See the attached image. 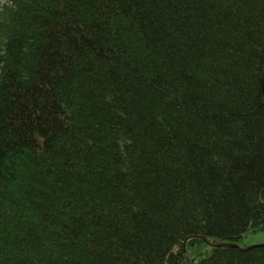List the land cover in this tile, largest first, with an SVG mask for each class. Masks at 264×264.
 Segmentation results:
<instances>
[{"label": "trees", "instance_id": "16d2710c", "mask_svg": "<svg viewBox=\"0 0 264 264\" xmlns=\"http://www.w3.org/2000/svg\"><path fill=\"white\" fill-rule=\"evenodd\" d=\"M261 232L264 0H0V264H264Z\"/></svg>", "mask_w": 264, "mask_h": 264}, {"label": "rangeland", "instance_id": "374dc122", "mask_svg": "<svg viewBox=\"0 0 264 264\" xmlns=\"http://www.w3.org/2000/svg\"><path fill=\"white\" fill-rule=\"evenodd\" d=\"M4 4V3H3ZM264 244V232L258 234H247L243 237L241 247L257 246ZM249 249V247H248Z\"/></svg>", "mask_w": 264, "mask_h": 264}, {"label": "water", "instance_id": "95a60500", "mask_svg": "<svg viewBox=\"0 0 264 264\" xmlns=\"http://www.w3.org/2000/svg\"><path fill=\"white\" fill-rule=\"evenodd\" d=\"M207 243L210 244V242H208V241H207ZM225 246H228V247H236V246H233V245H231V246L230 245H215V247H225ZM184 253H185V251H184ZM187 264H190V261H189L188 258H187Z\"/></svg>", "mask_w": 264, "mask_h": 264}, {"label": "bare ground", "instance_id": "6f19581e", "mask_svg": "<svg viewBox=\"0 0 264 264\" xmlns=\"http://www.w3.org/2000/svg\"><path fill=\"white\" fill-rule=\"evenodd\" d=\"M201 239H202V238H201ZM185 256H186V260H187V258H189L188 255H187V252H186V255H185Z\"/></svg>", "mask_w": 264, "mask_h": 264}]
</instances>
